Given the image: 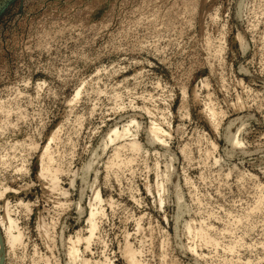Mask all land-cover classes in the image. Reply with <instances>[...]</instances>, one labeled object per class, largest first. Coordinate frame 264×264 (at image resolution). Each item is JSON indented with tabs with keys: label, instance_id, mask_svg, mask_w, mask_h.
I'll list each match as a JSON object with an SVG mask.
<instances>
[{
	"label": "rangeland",
	"instance_id": "1",
	"mask_svg": "<svg viewBox=\"0 0 264 264\" xmlns=\"http://www.w3.org/2000/svg\"><path fill=\"white\" fill-rule=\"evenodd\" d=\"M0 264H264V0H0Z\"/></svg>",
	"mask_w": 264,
	"mask_h": 264
},
{
	"label": "bare ground",
	"instance_id": "2",
	"mask_svg": "<svg viewBox=\"0 0 264 264\" xmlns=\"http://www.w3.org/2000/svg\"><path fill=\"white\" fill-rule=\"evenodd\" d=\"M237 101H238V100H237ZM132 120H133V119H132ZM133 122H134V121H133ZM125 126H126V125H125ZM150 126H151V125H150ZM156 126H157V125H156ZM126 127H127V126H126ZM136 127H137V126H136ZM159 128H160V127H158V126H157V127L154 126V127L150 128L148 131L151 132V135H152L153 137H158V138H159V134H161V133L159 132V131H160ZM127 130H128V129H126V128L124 129V128H123V130H122L123 133H122V134L124 135V134L127 132ZM158 130H159V131H158ZM150 132H149V136L151 137ZM161 132H162V130H161ZM127 133H128V132H127ZM158 133H159V134H158ZM113 134L116 135V134H117V131L114 130V133H113ZM163 134H165V132H164ZM166 134H167V133H166ZM166 134H165V135H166ZM134 135H135V134H134ZM116 136H117V135H116ZM232 136H233V135H232ZM108 137H109V136H108ZM160 137H161V135H160ZM233 138L235 139L236 136L233 137ZM109 140H110V139H109ZM153 140H154V139H153ZM155 140H156V139H155ZM158 140H159V139H158ZM160 140H162V138H161ZM160 140H159V141H160ZM163 140H164V139H163ZM232 140H233V139H232ZM232 140H231V141H232ZM235 141H236V140H235ZM238 142H240V140H238ZM160 143H161V142H160ZM235 144H236V142H235ZM133 145L136 146L135 143H134ZM169 166H170V165H169ZM169 170H170V169H169ZM169 175H170V174H169ZM164 178H165V177H164ZM164 178H163V179H164ZM171 179H172V178H171ZM162 183H163V182H162ZM162 185H163V184H162ZM159 186H161V185H159ZM159 188H160V187H159ZM163 188H164V187L161 186V189H163ZM161 189H159V191H160ZM163 190H164V189H163ZM95 191H96V190H95ZM93 192H94V191H93ZM160 192H161V191H160ZM158 193H159V192H158ZM159 194H160V193H159ZM93 197H94L93 199H97V198L99 197L98 191H96L95 194H93ZM158 198H159V196H158ZM159 199H161V198H159ZM157 200H158V199H157ZM159 201H160V200H159ZM161 201H162V200H161ZM92 215H93V212H92V210H91V211H90V217H89L90 219H92V218H91ZM6 218H8V216H7ZM5 221H7V220H5ZM8 222H9V225H8L7 228H8L9 230L7 231V229H6V231L9 233L10 229L12 228L13 223H12V220H8V221L6 222V224H7ZM40 225H41V224H40ZM42 226H43V225H42ZM1 228H2V227H1ZM44 229H45V228H44ZM44 232H45V231H44ZM46 232H47V230H46ZM46 234H47V233H46ZM44 235H45V234H44ZM8 236H9V235H8ZM8 238H9V237H8ZM9 239H10V242H11V244H12V243H14V242L18 239V236H17V235H13V234L10 233V238H9ZM72 246H73V245H72ZM76 251H77V250H76V248H75L74 246L69 248V254H67V255L70 256L71 260H73V259H74L73 257L76 256ZM75 261H76V260H75Z\"/></svg>",
	"mask_w": 264,
	"mask_h": 264
}]
</instances>
